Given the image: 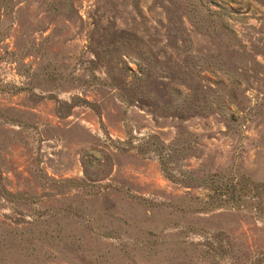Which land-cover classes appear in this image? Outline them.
Wrapping results in <instances>:
<instances>
[{
	"label": "rangeland",
	"instance_id": "374dc122",
	"mask_svg": "<svg viewBox=\"0 0 264 264\" xmlns=\"http://www.w3.org/2000/svg\"><path fill=\"white\" fill-rule=\"evenodd\" d=\"M0 264H264V0H0Z\"/></svg>",
	"mask_w": 264,
	"mask_h": 264
},
{
	"label": "trees",
	"instance_id": "16d2710c",
	"mask_svg": "<svg viewBox=\"0 0 264 264\" xmlns=\"http://www.w3.org/2000/svg\"><path fill=\"white\" fill-rule=\"evenodd\" d=\"M166 172V169H163ZM235 194V185L233 183H227L225 185H221L219 187L214 186L210 189V192L206 195L207 201L206 205L213 206L215 204V200H232Z\"/></svg>",
	"mask_w": 264,
	"mask_h": 264
}]
</instances>
